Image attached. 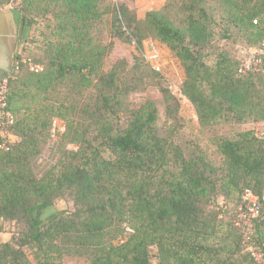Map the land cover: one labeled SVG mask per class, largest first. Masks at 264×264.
<instances>
[{
  "label": "trees",
  "instance_id": "trees-1",
  "mask_svg": "<svg viewBox=\"0 0 264 264\" xmlns=\"http://www.w3.org/2000/svg\"><path fill=\"white\" fill-rule=\"evenodd\" d=\"M104 1L22 0L16 10L24 31L43 22L30 54L43 70L17 55L8 79L15 139L0 148V221L16 230L0 243V264H153L152 248L158 264H255L235 219L246 192L264 194V143L252 128L220 136L215 163L183 143L174 96L165 95L161 125L154 100L134 104L159 73L139 58L105 69L114 44L96 35ZM116 17L119 39L142 46L153 37L178 58L181 93L202 127L264 123V72L239 73L230 47L264 40V0H168L143 20L125 6ZM56 118L65 123L59 159L37 176ZM220 198L235 215H222ZM58 200L74 210L47 213ZM255 227L263 236V223Z\"/></svg>",
  "mask_w": 264,
  "mask_h": 264
},
{
  "label": "rangeland",
  "instance_id": "rangeland-1",
  "mask_svg": "<svg viewBox=\"0 0 264 264\" xmlns=\"http://www.w3.org/2000/svg\"><path fill=\"white\" fill-rule=\"evenodd\" d=\"M168 0H105L102 8L104 11L103 21L98 26L96 30V35L99 40L104 43H113V51L107 59L105 69H110L115 63L125 60L129 65H133L137 58L150 70L155 72L152 67L146 62L145 59V46L149 41L158 42L160 45L165 47L168 51L169 48L153 37H148L142 41V46L138 45L134 39L132 42H127L123 39H119L117 34H120L121 27H125L123 21L117 20L116 15L122 6L127 7L132 11L139 20H143L147 12L153 10H160ZM22 0H12L14 7L18 8ZM44 25L41 19L35 26L29 29H25L22 35L21 41L18 46L17 55L20 56V60L29 64V66L34 65L35 62L30 55L33 52L36 40H41L42 29ZM125 30V28H124ZM129 35V31H127ZM230 47L237 56L238 60L244 62L249 56L252 49L245 47L241 44H230ZM172 54V59L176 60V65L178 67L179 74H170L169 72L165 75H156L154 81L148 85L145 92L137 93L132 96L131 100L134 104H140L147 98L154 100L160 110V125L165 123V95L167 93L175 97L177 105L173 104L172 110L175 112V121H172L176 130H179L180 137L184 144L194 145L201 148L208 156V158L215 163H220L222 161V155L218 150L216 145L217 139L220 136L230 137L234 136L237 132L245 129H255V125H230L224 124L222 126L210 128L202 127L198 120V115L195 107L192 103L182 95L178 90V83L181 80H185V72L181 65V62L175 55ZM178 60V61H177ZM156 73V72H155ZM183 86V85H182ZM56 120V121H55ZM50 132V140L48 146L33 162V168L37 176H41L49 169L57 165L59 155L58 149L60 147V137L65 132V123L62 120L55 119ZM57 122V123H56ZM261 124V123H260ZM220 205H224L227 202V210L229 212L222 211V215L230 217L231 214H236L235 203L232 201H225L224 199H219ZM225 206V205H224ZM60 210L73 211V203L68 200H58L55 206L47 211V213H54ZM16 230V222H4L0 221V243L6 240H10L13 233ZM27 251V250H26ZM28 252V251H27ZM157 248L151 249V261L153 264H158L157 260ZM29 253V252H28ZM30 254V253H29ZM33 260L32 256H29ZM86 260L82 257L77 256H67L64 259V264H85Z\"/></svg>",
  "mask_w": 264,
  "mask_h": 264
},
{
  "label": "built area",
  "instance_id": "built-area-1",
  "mask_svg": "<svg viewBox=\"0 0 264 264\" xmlns=\"http://www.w3.org/2000/svg\"><path fill=\"white\" fill-rule=\"evenodd\" d=\"M171 55L170 51L158 42L149 41L145 46L146 62L156 73L179 74L176 60L172 59ZM42 70L41 66L31 67V71L36 73ZM260 72H264V40L257 48L251 50L250 56L242 62L239 69L241 74ZM179 80L178 90L181 92L183 80L181 78ZM7 93L8 79L4 80L0 86V148L6 150L15 139L10 132V127L15 123V117L7 109ZM253 130L255 137L264 143V123L256 124ZM237 213L235 225L244 236L246 252L251 255L255 264H264V236H259L255 229L257 223H264V194L256 197L251 192H246L243 196V204Z\"/></svg>",
  "mask_w": 264,
  "mask_h": 264
},
{
  "label": "flooded vegetation",
  "instance_id": "flooded-vegetation-1",
  "mask_svg": "<svg viewBox=\"0 0 264 264\" xmlns=\"http://www.w3.org/2000/svg\"><path fill=\"white\" fill-rule=\"evenodd\" d=\"M17 8L13 6L12 0H0V39L4 44H11L13 37L16 38V49L14 63L12 64L4 56L0 62V86L4 80L9 79L15 68L18 46L21 41L24 30L19 24V18L16 13ZM2 47V45H0ZM1 55V51H0Z\"/></svg>",
  "mask_w": 264,
  "mask_h": 264
},
{
  "label": "water",
  "instance_id": "water-1",
  "mask_svg": "<svg viewBox=\"0 0 264 264\" xmlns=\"http://www.w3.org/2000/svg\"><path fill=\"white\" fill-rule=\"evenodd\" d=\"M0 45H2V47L0 46V51H1L0 62H2L4 60V56H5L13 64L14 58H15L16 38L13 37L10 45L4 44L3 42H1V39H0ZM0 67H1V65H0Z\"/></svg>",
  "mask_w": 264,
  "mask_h": 264
},
{
  "label": "crops",
  "instance_id": "crops-1",
  "mask_svg": "<svg viewBox=\"0 0 264 264\" xmlns=\"http://www.w3.org/2000/svg\"><path fill=\"white\" fill-rule=\"evenodd\" d=\"M262 230H263V233H264V223H263ZM263 236H264V234H263ZM6 241H7V240H6ZM3 242H5V241H3ZM1 243H2V242H1Z\"/></svg>",
  "mask_w": 264,
  "mask_h": 264
}]
</instances>
